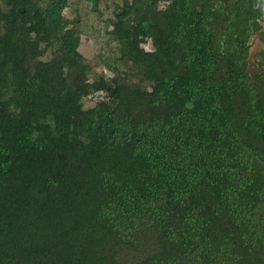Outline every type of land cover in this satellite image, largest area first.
I'll return each mask as SVG.
<instances>
[{"label": "trees", "instance_id": "16d2710c", "mask_svg": "<svg viewBox=\"0 0 264 264\" xmlns=\"http://www.w3.org/2000/svg\"><path fill=\"white\" fill-rule=\"evenodd\" d=\"M90 1L0 0V264H264V0Z\"/></svg>", "mask_w": 264, "mask_h": 264}, {"label": "rangeland", "instance_id": "374dc122", "mask_svg": "<svg viewBox=\"0 0 264 264\" xmlns=\"http://www.w3.org/2000/svg\"><path fill=\"white\" fill-rule=\"evenodd\" d=\"M72 6L66 10V14L73 17L76 14L75 8L80 9L82 22V53L92 62H100L99 55L109 54V36L106 34L105 22L103 19L92 10V3L90 0H71ZM102 9H105V3L102 4ZM111 10L106 9V16L110 15ZM264 24V19H263ZM262 44V43H261ZM144 46L147 49H151V43H145ZM260 46V42L257 40L253 46V49ZM98 70H103L108 76H111L110 72L105 69L102 64L96 67ZM105 97V95L90 96L87 99V106L93 105L96 100Z\"/></svg>", "mask_w": 264, "mask_h": 264}]
</instances>
